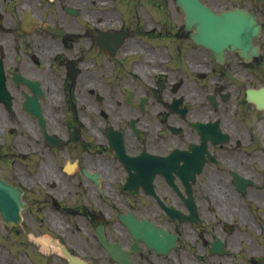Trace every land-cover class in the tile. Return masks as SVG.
<instances>
[{"label":"flooded vegetation","instance_id":"flooded-vegetation-1","mask_svg":"<svg viewBox=\"0 0 264 264\" xmlns=\"http://www.w3.org/2000/svg\"><path fill=\"white\" fill-rule=\"evenodd\" d=\"M70 1L0 0V110L27 130L15 174L0 167L27 204L0 222V264H264V112L246 100L264 86V0L235 2L257 55L222 64L179 18L128 22L136 0L118 26Z\"/></svg>","mask_w":264,"mask_h":264},{"label":"water","instance_id":"water-1","mask_svg":"<svg viewBox=\"0 0 264 264\" xmlns=\"http://www.w3.org/2000/svg\"><path fill=\"white\" fill-rule=\"evenodd\" d=\"M177 4L186 14V28L194 27L195 40L210 48L219 57L224 49H248L259 26L251 15L233 10L215 14L205 8L199 0H177ZM229 48V49H230ZM264 109V98L252 99ZM19 205L17 195L0 183V213L13 219L15 208Z\"/></svg>","mask_w":264,"mask_h":264},{"label":"rangeland","instance_id":"rangeland-1","mask_svg":"<svg viewBox=\"0 0 264 264\" xmlns=\"http://www.w3.org/2000/svg\"><path fill=\"white\" fill-rule=\"evenodd\" d=\"M101 1L102 0H71L70 4L81 7L82 6L81 3L83 2V5H84V7L82 6L83 7L82 16L83 17L88 16V14L92 15V11H94V12L96 11L98 13L99 19L102 22L106 21V20H110V23H112V25L118 26V24H117L118 19L116 20L115 17L119 16V19H122V16L124 17L123 13H121L122 11L119 9V4H122L123 2H121L119 0H112V1L111 0H109V1L104 0L106 4H101V5L99 4L98 5V3ZM161 1L162 0H157V2H161ZM206 2H208V4L210 6H214V8L217 10L221 8V6H220L221 4H220L219 0H206ZM224 3H231V0H224ZM141 4H142V2H140L139 0H136V1H134V3H131V5H133V8H131L129 4H122L123 10L125 11V13L129 12V11H137L135 14H132L131 16H128V15L125 16V17H131L130 20H127L128 22H131V21L134 22L136 20L138 23H140L141 26H147L148 24L154 22L157 24V26H160V27L170 23L171 25H174L176 27V24H178V23H176L177 18H179L178 21L180 23L182 21V15H180V14L178 16L175 15V11L177 9H176L175 4L171 0H165L164 1V5H163V11L165 12L164 17H160L159 15H157V17H155V15L153 13H151L150 10H149V13L146 14V12L143 9V6ZM101 7L103 10L100 9ZM108 7L113 8V11L115 12L114 15H109L111 18L108 17L107 12L105 10ZM88 8H91L92 11H87ZM84 9H87V10H84ZM141 16H144V18H142ZM59 18H61L62 22H63V17L59 16ZM94 20L95 19L93 18L91 21H94ZM120 21H122V20H120ZM78 23H80V21ZM67 24L68 25L71 24L70 19L67 20ZM80 28L81 27L78 24L77 29H80ZM17 122H18V119H17ZM8 131H12V133L9 134ZM19 132L22 134H24V133L26 134L27 130H26V127H22V129L15 128V114L14 115L5 114L0 110V141L6 142V147L4 148V151H6V149H13L14 150L13 156H15V138ZM23 144H25V143H23ZM0 149H3V148H0ZM18 149L21 152H24L26 150V144L22 145V147L19 146ZM5 163L6 162H4V164ZM4 164H2L3 168L6 167V166H4ZM0 165H1V163H0ZM8 168L13 169L14 167L8 166Z\"/></svg>","mask_w":264,"mask_h":264}]
</instances>
